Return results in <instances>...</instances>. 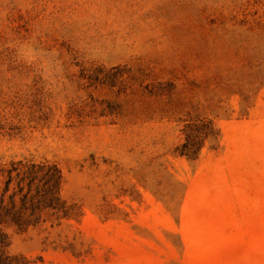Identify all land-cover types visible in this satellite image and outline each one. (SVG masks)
<instances>
[{
  "label": "rangeland",
  "instance_id": "obj_1",
  "mask_svg": "<svg viewBox=\"0 0 264 264\" xmlns=\"http://www.w3.org/2000/svg\"><path fill=\"white\" fill-rule=\"evenodd\" d=\"M0 264H264V0H0Z\"/></svg>",
  "mask_w": 264,
  "mask_h": 264
},
{
  "label": "trees",
  "instance_id": "obj_2",
  "mask_svg": "<svg viewBox=\"0 0 264 264\" xmlns=\"http://www.w3.org/2000/svg\"><path fill=\"white\" fill-rule=\"evenodd\" d=\"M7 247L6 244V237L4 236V234L0 231V248H4Z\"/></svg>",
  "mask_w": 264,
  "mask_h": 264
}]
</instances>
